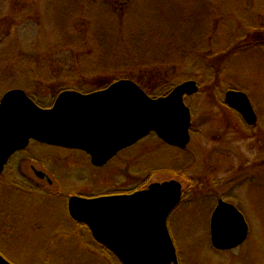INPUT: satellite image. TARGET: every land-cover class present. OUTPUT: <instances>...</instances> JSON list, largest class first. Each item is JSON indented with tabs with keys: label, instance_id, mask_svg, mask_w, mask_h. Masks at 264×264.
Here are the masks:
<instances>
[{
	"label": "rangeland",
	"instance_id": "obj_1",
	"mask_svg": "<svg viewBox=\"0 0 264 264\" xmlns=\"http://www.w3.org/2000/svg\"><path fill=\"white\" fill-rule=\"evenodd\" d=\"M33 1L38 4L41 2V0ZM47 2L48 9L40 10L41 14H24L26 8L22 5V0H0V100L10 90L25 89L24 87L32 82L37 72L33 70V73L30 71L26 75L15 76L20 72L19 61L24 59L22 54L38 56L36 59H26L31 62L33 60L36 62L40 56L43 57L44 63L43 61L41 63L44 73L41 74V84H33L30 89L32 96L43 107L53 104L56 95L66 88V81H70L71 76L77 73V68L82 72H85L84 68L91 71L93 67L101 70L92 59L81 57L76 50H68L67 55L58 54L54 58L55 47L51 42L59 39L56 33L67 38V42H71L72 37H69L70 32L65 26L68 23L67 17L71 19L77 14L76 12L81 11V14L88 18L90 14H95L94 11L88 10L89 5L93 4L97 7L101 5V0H48ZM123 7L124 4H121L119 8L122 14H117V17L121 18H116L121 27L133 24L129 22L130 18L127 16L125 18L127 11ZM259 8L264 9V0L253 1V8L249 7L252 14H189L188 19L199 17L198 25L204 26V31L207 30L202 41L190 46L185 42L169 45L164 39L171 29H176L175 18L180 13L172 16L154 14L162 17L157 18V21L164 19L165 24H160L158 27L155 25L153 27L155 31L151 28L138 33L142 37L146 34V39L157 44L148 51V54H142L144 61L150 58L148 62L155 64L150 71L147 70L151 75L145 85L154 90L162 86L161 84H166L168 80L186 79L185 81L197 83L198 93L185 99L192 115V142L189 148L187 151L167 149L157 135L152 133L135 146L124 150L105 167L98 169L92 167L89 158L84 155L75 154L85 157L86 162L80 157L67 161V156L62 155L64 153L32 143L28 147L29 152H25L30 159H24L26 161L24 163L20 159L14 161L0 177L2 255L13 264H118L108 254L103 253L99 245L95 249V246L86 244L89 243V239L91 240L88 234L86 237L88 240L85 238L86 243L83 242L80 233L85 232L86 229L79 227L80 232H77V226L72 224L73 220L69 218L67 208V196L81 193L94 198L101 194L132 191L143 183L150 185V183L171 180L180 182L184 191L192 180L194 183L189 190L193 192L187 200L181 201L168 220L180 264H264V167H261L262 164L258 163L260 167L253 170L256 178L254 185L247 189L248 184H246L237 191L239 194H244L242 196L244 200L237 204L244 206L242 210L250 224L247 241L235 250L218 251L213 248L210 237L212 210H214V202L210 200L213 198V193L218 192L217 170L220 171V167L217 166L220 160L218 158L220 143L217 137L222 134V138L228 141V145L224 147L234 151L233 159L235 157L240 159L243 155L244 158L247 157V148L242 144L246 143L235 142L242 140L241 136L245 131L240 129L239 114L227 107L224 101L227 92L230 90L245 92L259 115V123L264 124V14H256ZM103 13L99 10L96 12L97 15ZM12 14L31 15L33 18L41 19L29 20L21 27H16ZM145 16V14H136V17ZM246 18L263 22L257 24L255 32L251 31L245 39L241 36L246 32ZM221 19H225L226 28L220 25ZM178 32L185 41L188 39L184 36H191L188 30ZM142 41L141 38L138 43L141 44ZM207 43L208 45H204ZM183 51L191 60L197 62L192 65V62H188L183 67L179 63L183 60L181 56ZM8 55L12 57L9 59ZM66 57L68 59H64ZM112 61L114 64L115 61ZM223 61V65H220ZM52 66L57 67L64 74L67 73L66 81L59 80V83L56 80L45 81L53 78L51 74H46V70H50ZM170 66L181 67L175 71L170 69ZM108 79L110 78L100 77L92 81H84L81 87L83 90H88L97 84L102 85V82L106 84L105 81ZM238 132H241V135L236 136L235 133ZM57 155L62 156L55 158L54 156ZM254 156H252L253 160ZM61 159L66 160L64 162L66 170L63 167H56L59 166L58 161ZM32 166L36 170L47 171L56 183L61 181L63 195L53 189L51 192L54 195L41 192L33 182L36 178ZM188 166L189 169H186ZM77 185L80 186L76 187ZM205 198L210 200L204 202Z\"/></svg>",
	"mask_w": 264,
	"mask_h": 264
},
{
	"label": "water",
	"instance_id": "obj_2",
	"mask_svg": "<svg viewBox=\"0 0 264 264\" xmlns=\"http://www.w3.org/2000/svg\"><path fill=\"white\" fill-rule=\"evenodd\" d=\"M197 87L185 81L154 99L134 80L121 79L103 91H63L50 108L40 107L22 89L10 90L0 101V176L9 159L31 141L84 151L95 167L151 133L184 150L191 138L185 99L198 93ZM224 101L247 124L257 123L245 92L230 90ZM182 191V184L171 180L131 194L73 196L67 208L70 218L86 225L121 264H180L168 218L181 203ZM248 229L244 215L221 201L211 217V244L218 251L235 250L245 243ZM0 264L13 263L0 254Z\"/></svg>",
	"mask_w": 264,
	"mask_h": 264
},
{
	"label": "trees",
	"instance_id": "obj_3",
	"mask_svg": "<svg viewBox=\"0 0 264 264\" xmlns=\"http://www.w3.org/2000/svg\"><path fill=\"white\" fill-rule=\"evenodd\" d=\"M47 1L41 0V2H39L40 4H38L33 0H22V5L26 8L24 10L26 13L24 14H41V11H46L48 9L49 3ZM253 1L255 0H101V5L97 7H94L93 4H90L88 10L94 11L95 14H90L88 18L82 15L81 11L76 12L77 14L72 16L73 19L71 17V19L67 17L66 20L68 23H66L65 26L67 27L68 32H70L69 37H72L71 42H67V38H64L63 35L62 37L59 36L58 33H56V35H58L57 38L59 39L57 41L55 40L51 42L52 44L54 43L53 45L55 47L53 51L54 58L58 54L67 55L68 50H76L81 54V57L83 56L90 58V60L92 59L96 66L101 67L102 71L98 70L96 67H93L91 71H88L87 68H84L85 72H82L77 68V73H74L71 76L70 81H66V78L68 77L67 73L64 74L63 72L58 70L57 67L52 66L50 70H45L46 74H51L54 79L49 78L45 79V81L51 82L56 80L57 83H59V80L60 82L61 80H64L67 83L66 88L62 91L68 90L71 92L78 91L81 93H90L101 89L103 90L110 84L120 79H130L132 81L134 80V82H136L148 95L154 97V99L165 96L173 88H175V86L184 82L186 79L182 81L168 80L166 81V84H161L162 86L154 89L155 91H157L156 93L154 90H151L150 87H147L145 85V82H149V76L151 75V73H149L147 70L150 71V69L154 67L155 64L152 62H148L149 60H151L150 58L144 61L145 58L142 56V54H148V51L152 50V48H155L157 44H153L151 41L146 39V34H144V36L142 37L138 33H143L145 29L151 28L153 31H155V28H153L155 27V25L158 27L160 24H165L164 19L162 21H157V18L162 17H158L156 15L154 16V14H169V16H172V14L180 13V15L175 18V21L177 20L175 26L176 29H171L168 34H166L167 37L164 39L169 45L171 43L182 44L183 42H185L186 45L189 43L187 46H190L197 44V42L199 41H202L203 36L205 35L204 33H207V30L204 31V26L198 25L199 17L188 19L189 14H252L253 12L250 11L249 7L253 8ZM121 4H124L123 8L127 11L125 13L127 14L125 15V18L126 16L127 18H130L131 20H129V22L131 21V23L133 24H128L124 27H121L118 24L116 18H121L117 17V14H122V12H120L121 10L119 9ZM31 9H33L34 11H31ZM194 9H196V11H194ZM98 10L101 12L103 11L104 13L97 15L96 12ZM61 12L62 14H65V12ZM136 14H145L146 16L136 17ZM256 14H264V9H257ZM11 17L16 27H21L25 22L29 20L39 21L41 19L33 18L31 15L22 16L21 14H12ZM23 17L26 18L23 19ZM105 20L107 21L101 23ZM245 20L247 21V24L245 25L246 32L241 36V38L245 37L246 39L251 31L255 32L257 24L262 23L263 21L249 18H246ZM220 25L224 28L227 27L225 19H221ZM185 30H188V32L191 34V36H184V38L188 39L187 41L182 39V35H180L178 32ZM141 38L143 39V41L141 44H139L138 42ZM210 42L212 43L211 39ZM204 45H208V43ZM215 45L216 43H214V46ZM49 48L51 49L50 46ZM178 50H180V48ZM22 55L24 59L19 61L20 72H17L15 76L18 77L19 75H26L30 73V71L33 73V70L37 71L34 77L32 76V82L30 84L28 83V85L24 87V90L33 100H35L38 105L42 106L41 103L32 96L30 89H32L31 85L33 84H41V74L44 73V68L42 67L41 63V61H43V57L40 56L36 62H34V60L33 62H31L26 59H36L38 56L33 54H30V56L27 54ZM8 56L9 59L10 57H12L11 55ZM181 56L183 57V60L179 63L183 67H185L188 62H192L191 65L197 62L191 60L189 55H185V51L182 52ZM64 59L68 58L66 57ZM112 60L115 61L114 64H112ZM99 62H101V64ZM223 63L224 61L221 62L220 65H223ZM178 67L181 66H170V69H174L176 71ZM100 77H106L110 79H108V81H105L107 82L106 84L102 82V85L97 84L94 87L89 88L88 90H83V88L81 87L82 82L92 81ZM148 186L149 184L143 183L142 186H138V188L132 191L118 192L113 195L133 193L135 191L145 189ZM72 224L77 226V232H80L81 228L79 227L86 229L87 232L85 231L80 233V237L84 239V243H86V240H88L86 238L88 234L91 237V240L89 239V243L86 244H89V246H95V249L99 245V247H101V250L104 251L103 253L108 254L118 264H121L107 248L102 247V245L94 239L89 228L86 225L79 224L74 221L72 222ZM0 253L3 254L1 251Z\"/></svg>",
	"mask_w": 264,
	"mask_h": 264
},
{
	"label": "flooded vegetation",
	"instance_id": "obj_4",
	"mask_svg": "<svg viewBox=\"0 0 264 264\" xmlns=\"http://www.w3.org/2000/svg\"><path fill=\"white\" fill-rule=\"evenodd\" d=\"M255 113H256L258 120H257V123H255L254 125L247 124L245 122V120L243 119V117L239 113H238L239 115L237 114L239 116V118L241 119V126H240L241 128L240 129L245 131V133L242 134V136H241L242 140L239 138L241 141H235V142L242 143V141H243L246 143V144L242 143L247 148L246 149L247 150V157L246 158H244L245 156L243 155V157L241 156L240 159H237L236 157H235V159H233L232 156H233L234 151L230 148L227 149L224 147V146L228 145V141L226 139L222 138L223 137L222 134H220L217 137V140L220 143V148L218 149V158L220 160H219V163H217V166L220 167V171L217 170L219 175H218V179H217V183H216V186L218 188V192L213 193V198H211V200H210V198L204 199V202H207L208 200L214 202V210L216 209V207L218 206V204L221 201L228 203V204H231V205L235 206L244 215L245 219H246V215L244 214V212L242 210L244 206L242 207V206H239L237 204V202L242 201V199L244 198L242 196L244 194H239V193H237V191H238V189H240V188L242 189V187L246 186V184H248L247 189L252 184L254 185V183L256 182V178L253 175V170L255 168H259L260 167L259 164H262L261 167H264V124L259 123V115L256 112V110H255ZM238 133H235V135L236 136L241 135V132H238ZM190 136H191V132H190ZM239 139H237V140H239ZM189 140H190V142H189L188 146L182 151H187V149L189 148V146L192 142V137ZM32 143L40 144L43 147L52 148L58 152L64 153L62 155L67 156L66 157L67 161L71 160V159L75 160V159H78L80 157L81 159L84 160V162H86L85 157L76 156L77 154L84 155V156H86V158H89V162L92 165L91 158L88 155H86V153L83 151L66 149L63 147L49 146V145L41 144V143H37V142H31L30 145ZM30 145L28 147H30ZM164 146H166L167 149L173 148V147H169L165 144H164ZM28 147H26V149H24L22 151L17 152L16 154H14L9 159L8 164L5 166L4 172L7 170L8 166L10 168L11 164L14 161H17L18 159H20L24 163V162H26V161H24V159H30L29 157L26 156V153H25L26 151L29 152ZM176 150H177V148H176ZM178 150H180V149H178ZM73 154L74 155L76 154V155L74 156ZM254 154H255V156H254ZM62 155H57L54 157L57 158V157H60ZM252 156L255 157L254 160H253ZM250 158H251V160H249ZM254 161H256V162H254ZM64 162H66V160H62V159L59 160L58 161L59 166H56V167H63L66 170L67 168L64 166V164H65ZM69 162H71V161H69ZM109 163H107V164H109ZM40 164L43 165L42 163H40ZM56 165H57V163H56ZM105 166L106 165H104L102 167H95L94 165H92V167L98 168V169L103 168ZM186 169H189V166L186 167ZM32 170H33L34 176L36 178L35 180L33 179V182H34V184H36L38 186V187L37 186L36 187L41 192H43V193L47 192V193L54 195L51 192V189H53V190H57L56 193L62 194L63 187L61 185L62 184L61 181L56 183V181L53 180L51 178V176L45 170H42V171L36 170L34 168V166H32ZM222 174L225 176L223 177ZM57 180H59V179H57ZM193 183H194V181L190 180L189 184L186 186L187 188H185L184 191H182L183 192L182 200H187L189 198L190 194L193 192V191H190L192 189ZM78 186H80V185H77L76 187H78ZM188 191H189V193H187ZM101 195H104V194H101ZM73 196H76V197L79 196V197H83V198L88 197L89 198V196H86L85 194L74 193V194H71L70 196H67L68 197L67 198V204L69 203V199ZM97 197H99V195ZM246 222L248 223V225H250L249 221L247 219H246ZM248 230L250 233V226H249ZM248 237H249V235H248Z\"/></svg>",
	"mask_w": 264,
	"mask_h": 264
}]
</instances>
